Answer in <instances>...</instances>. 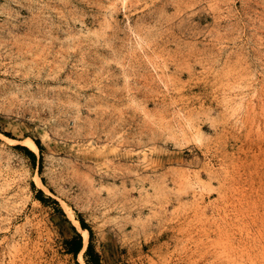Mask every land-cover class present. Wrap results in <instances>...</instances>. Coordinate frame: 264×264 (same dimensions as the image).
<instances>
[{
    "label": "rangeland",
    "instance_id": "1",
    "mask_svg": "<svg viewBox=\"0 0 264 264\" xmlns=\"http://www.w3.org/2000/svg\"><path fill=\"white\" fill-rule=\"evenodd\" d=\"M0 264H264V0H0Z\"/></svg>",
    "mask_w": 264,
    "mask_h": 264
},
{
    "label": "trees",
    "instance_id": "2",
    "mask_svg": "<svg viewBox=\"0 0 264 264\" xmlns=\"http://www.w3.org/2000/svg\"><path fill=\"white\" fill-rule=\"evenodd\" d=\"M29 153L31 154V152H29ZM80 225L83 229L88 230V228L85 226L84 222L80 221ZM75 242H76V246H75L74 252H78L81 248V236L79 234H77Z\"/></svg>",
    "mask_w": 264,
    "mask_h": 264
},
{
    "label": "bare ground",
    "instance_id": "3",
    "mask_svg": "<svg viewBox=\"0 0 264 264\" xmlns=\"http://www.w3.org/2000/svg\"><path fill=\"white\" fill-rule=\"evenodd\" d=\"M25 145L28 148H30V149L36 148V145H35L34 141L31 140V139L27 140ZM66 211H67L68 214H70V215L72 214V212H71V210L69 208H67ZM78 224H79V222H78Z\"/></svg>",
    "mask_w": 264,
    "mask_h": 264
},
{
    "label": "crops",
    "instance_id": "4",
    "mask_svg": "<svg viewBox=\"0 0 264 264\" xmlns=\"http://www.w3.org/2000/svg\"><path fill=\"white\" fill-rule=\"evenodd\" d=\"M82 228V227H81Z\"/></svg>",
    "mask_w": 264,
    "mask_h": 264
}]
</instances>
